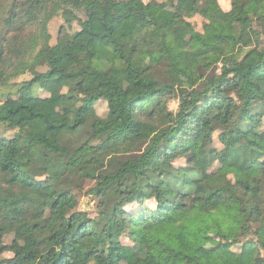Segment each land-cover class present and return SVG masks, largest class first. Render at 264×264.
I'll return each mask as SVG.
<instances>
[{
  "label": "trees",
  "instance_id": "1",
  "mask_svg": "<svg viewBox=\"0 0 264 264\" xmlns=\"http://www.w3.org/2000/svg\"><path fill=\"white\" fill-rule=\"evenodd\" d=\"M57 2L0 0V42L29 22L42 33ZM117 3L119 16L115 0H92L76 29L65 20L53 44L44 40L48 68H32L0 103V253L12 252L0 264H264V84L255 81H264V48L257 59L245 50L254 21L264 22V0H230L227 10L192 0L219 19L201 30L174 5L177 17L160 27L164 71L134 63L164 3ZM171 70L186 86H174ZM172 96L176 111L166 107ZM85 181L95 215L77 207ZM49 207L32 245L3 243L17 229L12 208L38 222ZM199 232L220 239L205 246Z\"/></svg>",
  "mask_w": 264,
  "mask_h": 264
},
{
  "label": "rangeland",
  "instance_id": "2",
  "mask_svg": "<svg viewBox=\"0 0 264 264\" xmlns=\"http://www.w3.org/2000/svg\"><path fill=\"white\" fill-rule=\"evenodd\" d=\"M56 5H52L46 13L42 21V33L39 31L38 23L29 22L24 27L19 28L16 31H9L5 34L0 44L3 47L4 58H0V103L3 102L9 95V93L16 89V84L29 79L32 76L31 69L40 72L45 71L50 63V56L47 49H45L43 43L44 40H48L49 44L55 42L57 31L60 25H63L65 20L73 19L72 27L76 29L78 27V20H84L86 14L91 8L92 0H57ZM148 1V0H144ZM164 3L165 7L157 15L158 25L154 26L150 30L148 42L145 48L139 52L134 60L137 66H148L150 63H157L158 70L165 69V65L162 64V33L161 25L164 24L165 20L169 16H175L176 12L174 5H180L184 9L183 18L190 22L196 30L202 29V24L207 21L215 20L218 22V17L214 14L213 10L209 5H200V10L193 6L192 0H157ZM118 0H115L114 11L116 15H120ZM219 5L222 9L227 10L231 7L230 0H218ZM179 18V17H178ZM181 18V17H180ZM179 23V22H178ZM3 22L0 24V32L2 31ZM180 26L181 35L188 36V32ZM252 46L247 47L245 50L250 53L251 58H258L261 50L264 48V22L254 21L252 25ZM262 32V33H261ZM3 33V32H2ZM185 39H188L186 37ZM179 48L172 50V57L177 58ZM19 58V59H17ZM160 62V63H159ZM160 70V71H161ZM157 71V72H160ZM172 81L175 83L174 86L185 85L187 80L183 74L177 71L171 70L169 73ZM256 82L261 85L264 81L261 79H255ZM63 91L66 90L64 87ZM38 94L47 96L48 92L43 89H38ZM14 94V92H12ZM15 97L16 95H12ZM166 107L168 110L176 111L179 107V98L176 96L169 97L166 101ZM96 113L99 116H104L107 111L106 102L100 100L95 103ZM23 118L18 115L15 119L16 127L23 123ZM138 124L132 122L128 126V130L136 128ZM13 130H5V135H9ZM84 132V131H82ZM83 134V133H82ZM213 145L214 147L220 148L221 144L217 138V132L213 134ZM183 159H178L177 164H183ZM93 184V181L82 182L83 190L78 193L79 203L78 209L88 210L91 215H95L94 211L96 199L86 192L88 188ZM152 205V202H147ZM137 203H131L126 206L128 210L137 208ZM50 207L46 209L45 216L42 220L34 222L30 219L20 217L18 215V208H12L11 214L17 221V229L7 232L3 237V243L10 245L11 243H17L23 246H30L33 244L34 235L33 229L36 223L44 224L46 218L49 215ZM197 240L205 246H213L219 241V237L213 233L199 232ZM121 240L125 244H131V240L123 235ZM239 245L232 247L233 250L238 251ZM12 256V252L3 251L0 253V259L8 258ZM35 264H43L42 260H36Z\"/></svg>",
  "mask_w": 264,
  "mask_h": 264
}]
</instances>
